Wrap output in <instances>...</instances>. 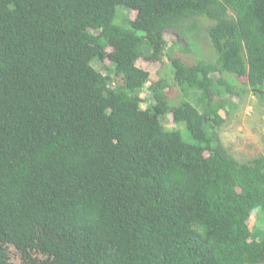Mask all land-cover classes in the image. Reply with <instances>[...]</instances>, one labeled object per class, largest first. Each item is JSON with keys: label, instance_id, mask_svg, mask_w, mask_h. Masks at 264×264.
Returning <instances> with one entry per match:
<instances>
[{"label": "trees", "instance_id": "obj_1", "mask_svg": "<svg viewBox=\"0 0 264 264\" xmlns=\"http://www.w3.org/2000/svg\"><path fill=\"white\" fill-rule=\"evenodd\" d=\"M198 18L213 62L183 42ZM165 53L194 102L143 92L137 58ZM236 83L264 99V0H0V264H264V152L218 136Z\"/></svg>", "mask_w": 264, "mask_h": 264}, {"label": "rangeland", "instance_id": "obj_2", "mask_svg": "<svg viewBox=\"0 0 264 264\" xmlns=\"http://www.w3.org/2000/svg\"><path fill=\"white\" fill-rule=\"evenodd\" d=\"M117 10V20H123L125 17L134 18L137 16L134 10L123 7L122 5H119ZM191 22L192 19H186L183 21V25L187 26ZM197 22L201 30L199 36L194 37L192 34L186 33L183 42L187 43L191 48L190 55L194 61L200 59L213 62L215 60V54L209 46L205 30L209 21L207 22L204 19L198 18ZM164 38L167 43L170 44L176 39V34L174 31L167 30L164 32ZM166 50L168 51V49ZM95 60L92 61L94 67L104 72L101 63ZM136 64L149 72V79L143 91L147 94L149 101H154V99L151 91L147 87L160 77H163L168 87L172 89L173 98L180 99L184 97L194 102L199 95L198 92L191 91L189 95L185 97L180 93L178 88L176 89L171 79L172 67L166 53L162 54L161 58L158 60H150L140 56L137 58ZM243 88H245V86L236 83L233 89L241 90L242 92L240 91V94H223L217 98L225 103V106L219 110L220 115L224 117V123L219 128V139L240 161L250 159L264 152V130L262 122V117L264 116V99L254 95L251 91H243ZM141 106H145V102L142 103ZM161 122L169 129L179 128L184 139L191 140L184 130V123H176L173 120L172 114L169 113L161 116ZM255 212L258 213L251 219L250 226L255 237H259L264 235V213L258 211V209H256Z\"/></svg>", "mask_w": 264, "mask_h": 264}]
</instances>
